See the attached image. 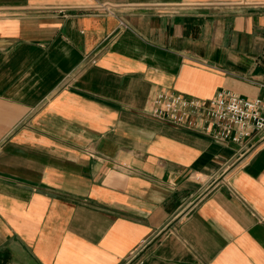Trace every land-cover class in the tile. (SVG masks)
<instances>
[{
	"label": "crops",
	"instance_id": "crops-1",
	"mask_svg": "<svg viewBox=\"0 0 264 264\" xmlns=\"http://www.w3.org/2000/svg\"><path fill=\"white\" fill-rule=\"evenodd\" d=\"M222 89L264 99V0H0V264H264L263 136L150 114Z\"/></svg>",
	"mask_w": 264,
	"mask_h": 264
},
{
	"label": "built area",
	"instance_id": "built-area-1",
	"mask_svg": "<svg viewBox=\"0 0 264 264\" xmlns=\"http://www.w3.org/2000/svg\"><path fill=\"white\" fill-rule=\"evenodd\" d=\"M150 114L223 145L246 144L258 135L264 138V99L245 98L228 90H220L207 102L162 92L153 98ZM136 258L133 254L129 262Z\"/></svg>",
	"mask_w": 264,
	"mask_h": 264
},
{
	"label": "rangeland",
	"instance_id": "rangeland-1",
	"mask_svg": "<svg viewBox=\"0 0 264 264\" xmlns=\"http://www.w3.org/2000/svg\"><path fill=\"white\" fill-rule=\"evenodd\" d=\"M135 254H136V253H135ZM136 256H137V254H136ZM129 259H131V257H130Z\"/></svg>",
	"mask_w": 264,
	"mask_h": 264
}]
</instances>
